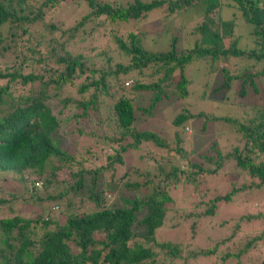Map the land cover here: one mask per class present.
<instances>
[{
    "label": "trees",
    "instance_id": "1",
    "mask_svg": "<svg viewBox=\"0 0 264 264\" xmlns=\"http://www.w3.org/2000/svg\"><path fill=\"white\" fill-rule=\"evenodd\" d=\"M70 1L85 7L70 25L46 20ZM195 4L202 12L188 26L194 40L180 50L173 36L168 49L152 51L142 43L143 30L119 28L155 8L174 18ZM224 6L234 9L230 16ZM236 33L246 34L248 47L238 45ZM197 59L219 75L211 92H227L232 82L236 96L256 92L264 75V0H0V264H193L210 255L212 264H226L260 243L264 234L254 232L236 253L216 254L222 238L187 255L180 240L156 235L170 214L182 211L181 223L193 232L196 218L212 216L217 202L264 188V103L240 119L182 106L170 121L172 142L138 128L137 108L145 118L161 98L187 96L184 69ZM127 77L134 92H150L147 104L135 107L123 85ZM200 116L230 124L238 144L224 152L214 140L204 151L185 146L178 128ZM74 133L110 152L100 159L88 149L61 147L59 134ZM143 143L160 154L147 150L138 155L142 166L118 172L125 154ZM217 177L228 189L216 191ZM4 180L15 188L2 187ZM178 185L192 194L187 212L177 210L170 194ZM115 194L110 204L107 195ZM21 207L31 213L24 216ZM261 216L264 210H255L238 219Z\"/></svg>",
    "mask_w": 264,
    "mask_h": 264
},
{
    "label": "rangeland",
    "instance_id": "2",
    "mask_svg": "<svg viewBox=\"0 0 264 264\" xmlns=\"http://www.w3.org/2000/svg\"><path fill=\"white\" fill-rule=\"evenodd\" d=\"M120 2L125 3L127 0H120ZM63 3L51 14L52 16H46L47 21H53L55 24L62 22L59 24L61 29L70 25L79 17L78 15L80 13L85 11V7L82 3L75 6L73 5L74 1L68 2L67 5ZM233 10L234 9L230 7H223L225 16H230ZM201 12L202 5L195 4L182 11L174 18H169L168 16H163L162 8L160 10L155 8L151 10L142 21L127 20L120 23L119 28L121 30H125L126 28L134 29L137 30V32L138 30H143L144 35L141 37L142 43L145 48L152 51L168 49L171 37L173 36L175 39L174 46L176 50H180L190 45L194 40V36L190 33L189 27L200 20ZM238 27L239 28L236 30L237 33H239L240 30V26ZM58 33L59 32H57V34ZM237 35L238 45L241 48L248 47L249 43L246 34ZM103 40L104 39H100L99 43H102ZM231 59L232 61H238L241 65L246 63L245 60L239 57H232ZM207 69V62L201 59L189 62L184 69L185 76L190 80L188 84L189 93L187 96L184 98H176L173 95H169L167 98H161L153 114L145 118L140 115L137 108L135 113L137 116L138 128L156 132L172 142L175 127L170 121L171 118L180 111L182 106L188 108L192 113L201 111L209 115H222L240 119L248 117L255 108L264 103V75L258 77L256 80V92L249 89L246 95L239 97L234 94L236 86L233 82L231 83L230 90L227 92H211L210 89L213 88L214 80H218L219 75L213 72L209 74ZM130 79L129 77L125 78L123 85L128 90L129 96H131L135 107L147 104L150 92L143 90L134 92L129 87L131 85ZM210 80L212 81L208 83ZM207 83L209 85L208 87L204 85ZM178 130L185 146L197 151H204L205 146L207 144L209 145L212 140L216 142V146L223 152L229 149L231 145L238 144L237 135L233 132L230 124L220 120H206L204 116L188 120L183 126H180ZM59 136L61 138L60 146L70 151L75 150L77 153L88 154L86 151L88 149L90 151L88 156L93 157L97 154L100 159L103 154H105V150L110 152L108 148L99 149L98 145L93 144L91 139L83 135L74 133L73 137H66L62 134H59ZM147 150L148 152H145ZM144 152L153 154V156L156 157L161 151L158 148L143 143L139 150L128 151L125 154V163L117 165L118 172L123 170L126 165L131 163L136 164L138 161L142 166L145 158L142 156V159H140L138 155L144 154ZM259 159L264 161V153L260 155ZM202 164L205 165L206 163L202 161ZM238 175L239 174L232 177L233 179L236 178L237 184L241 181V178L237 177ZM205 177H207L209 183L212 182V179L206 174ZM115 180H117V176H115ZM1 185L2 187H9L11 189L15 188L14 184L7 180H4ZM228 186L226 180L219 181L217 177L218 188L216 187V191L222 192L228 189ZM213 189L214 188L211 186V192ZM170 194L175 200V207L178 208L177 210L184 207L186 209L184 211L187 212L192 208V194L188 187H185L183 190L182 187L178 185L170 190ZM107 198L110 204L116 203L118 200L117 194L112 196L107 195ZM216 205V212L212 216H201L200 218H196L198 221L194 225L193 232L188 228V222L181 223L182 218L180 217H182V211L179 216V211L176 212V215L169 213L170 215H168L167 222L157 230V237L180 240L184 243V254L188 255L192 250L199 248L206 249L210 247L213 242L222 238L224 241L218 244L216 254L225 251L236 253L243 249L249 237L254 236L252 233L264 234V216L253 220L238 219L239 215L246 214L247 212L264 210V188L237 194L232 200L217 202ZM19 210L24 216L31 213L24 207H21ZM57 210L58 209H55L56 214ZM171 224H174V226L171 227ZM248 230L252 231L250 233L252 236H249V232H246ZM259 241L261 243V241H264V238H259ZM256 243L257 241L252 243L255 247H250L245 253H242V255L232 257L225 263L257 264L260 258L264 257V243L262 245ZM215 259L216 257H213V255H210L209 259L198 257V260L193 264H212Z\"/></svg>",
    "mask_w": 264,
    "mask_h": 264
}]
</instances>
